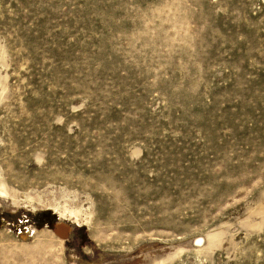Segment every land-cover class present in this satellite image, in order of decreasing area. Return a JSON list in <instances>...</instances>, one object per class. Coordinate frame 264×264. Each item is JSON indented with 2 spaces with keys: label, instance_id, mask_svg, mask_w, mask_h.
<instances>
[{
  "label": "rangeland",
  "instance_id": "1",
  "mask_svg": "<svg viewBox=\"0 0 264 264\" xmlns=\"http://www.w3.org/2000/svg\"><path fill=\"white\" fill-rule=\"evenodd\" d=\"M0 264H264V0H0Z\"/></svg>",
  "mask_w": 264,
  "mask_h": 264
},
{
  "label": "bare ground",
  "instance_id": "2",
  "mask_svg": "<svg viewBox=\"0 0 264 264\" xmlns=\"http://www.w3.org/2000/svg\"><path fill=\"white\" fill-rule=\"evenodd\" d=\"M56 231H55V233H57L58 235H60V236H68L69 235V232L71 231L70 229H69V227H67L66 225H64V224H59V225H57L56 226Z\"/></svg>",
  "mask_w": 264,
  "mask_h": 264
}]
</instances>
